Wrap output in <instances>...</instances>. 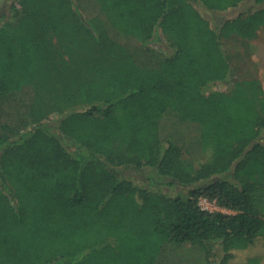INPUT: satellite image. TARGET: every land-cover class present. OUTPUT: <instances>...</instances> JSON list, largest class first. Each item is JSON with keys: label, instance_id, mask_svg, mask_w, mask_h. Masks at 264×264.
Returning a JSON list of instances; mask_svg holds the SVG:
<instances>
[{"label": "trees", "instance_id": "1", "mask_svg": "<svg viewBox=\"0 0 264 264\" xmlns=\"http://www.w3.org/2000/svg\"><path fill=\"white\" fill-rule=\"evenodd\" d=\"M95 1L94 25L74 0H20L0 17V99L32 85L56 107L80 99L0 140V264H155L170 243L201 247L208 264H264V87L224 48L264 33V0ZM104 21L142 47L163 41L166 58L118 60ZM168 113L201 127L209 160L161 141ZM124 171L150 172L155 188Z\"/></svg>", "mask_w": 264, "mask_h": 264}, {"label": "rangeland", "instance_id": "2", "mask_svg": "<svg viewBox=\"0 0 264 264\" xmlns=\"http://www.w3.org/2000/svg\"><path fill=\"white\" fill-rule=\"evenodd\" d=\"M22 1V0H21ZM76 7L80 9L82 14V20H89L88 25H94L96 21L101 18L99 16L98 2L95 0H74ZM13 6L21 9L20 0H0V17L6 16V19L1 23L4 26L6 22L13 17ZM254 7L249 8L253 10ZM240 8L231 10L226 13V16L231 17L241 12ZM95 19V20H94ZM103 20V18H102ZM92 24H89V23ZM105 28L109 41L114 42L116 45L113 49L116 50L118 60L132 61L143 67H156L163 62L166 58V44L163 41L157 40L150 46L142 47L139 42L129 36H122L118 34L106 21ZM66 34V32H61ZM98 34V33H97ZM66 39L65 35H62ZM159 37V34H157ZM55 43H59L57 37L54 39ZM224 48L226 56L230 60L234 67L235 73L238 72L240 65L245 62H252L255 64L259 71L260 81L264 87V33L252 42L247 44L225 42ZM239 54L243 57V60L239 57ZM67 57V56H66ZM65 57V58H66ZM234 73V74H235ZM52 76L56 77V73L53 71ZM60 81L57 78L53 80V83L57 85V90H61ZM52 84V83H51ZM40 87V86H39ZM233 83L231 81L218 85L213 89L218 91H229L232 89ZM36 86H27L20 93L14 94L6 99H0V140L5 137L16 138L21 133L26 132L31 126L37 123L53 122L61 114V111H66L70 106L77 105L80 99L77 97L73 99L72 103L66 105L59 104L60 107H56L54 103L44 99L38 100ZM43 95H46V91H42ZM44 101H46L44 103ZM44 103V104H43ZM42 108L45 114L42 118V112L38 113ZM40 118V119H39ZM201 127L197 124L190 122H184L179 119L175 114L168 113L163 118L160 125V139L165 144L172 142L179 146L183 151V159L188 164L198 166L211 157V151H204L202 149L201 141ZM131 178V180L139 187L150 188L151 185L145 182V178L152 176L150 172L140 173L133 171H124ZM144 177V178H143ZM152 189L155 186L151 187ZM164 192L171 196H176L180 193L179 188H167L162 187ZM200 206L202 209L208 212H223L230 214L231 212L222 210L214 202H209L205 199L200 200ZM221 255L216 254L211 259L219 260ZM209 260L206 257L205 252L201 247L193 246L191 244L176 245L174 243L167 244L164 247L160 257L155 264H208Z\"/></svg>", "mask_w": 264, "mask_h": 264}, {"label": "built area", "instance_id": "3", "mask_svg": "<svg viewBox=\"0 0 264 264\" xmlns=\"http://www.w3.org/2000/svg\"><path fill=\"white\" fill-rule=\"evenodd\" d=\"M204 210V209H203ZM206 211V210H205Z\"/></svg>", "mask_w": 264, "mask_h": 264}]
</instances>
